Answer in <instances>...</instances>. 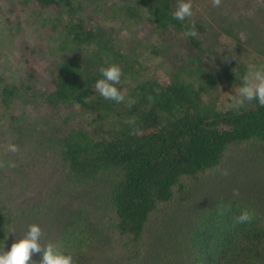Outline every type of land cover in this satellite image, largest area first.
<instances>
[{"label": "trees", "instance_id": "trees-1", "mask_svg": "<svg viewBox=\"0 0 264 264\" xmlns=\"http://www.w3.org/2000/svg\"><path fill=\"white\" fill-rule=\"evenodd\" d=\"M13 1L0 16L7 52L32 23L27 37L46 42H13L19 54L11 53L10 60L24 71L0 70V104L10 109L22 99L45 112H8L29 137L19 146L21 159L0 154L16 165L0 168V250H10L30 222L41 226L42 244L53 243L79 264H153L144 262L149 258L155 264H264V177L238 175L227 184L221 174L230 175L240 162L236 149L244 146L264 166V107L256 101L234 107L248 66L264 65V4L239 17V10H249L248 0H222L218 8L209 0L202 14L179 21L173 18L178 0ZM15 7L23 17L10 16ZM191 21L196 38L184 35ZM220 34L242 39L251 55L219 52ZM159 48L172 61L165 75L152 61ZM110 64L122 69L117 87L126 95L123 103L95 89L99 68ZM128 100L135 103L129 107ZM218 182L222 189L213 194L209 190ZM202 184H209L207 201L180 227L182 212H172L198 199L192 195ZM91 190L94 205L86 201L68 210L67 202ZM40 192L42 202L32 204ZM220 204L230 211L218 215ZM94 208L101 210L98 223L91 219ZM244 209L254 214L252 222L234 223ZM55 211L61 213L56 221L49 215Z\"/></svg>", "mask_w": 264, "mask_h": 264}, {"label": "rangeland", "instance_id": "rangeland-1", "mask_svg": "<svg viewBox=\"0 0 264 264\" xmlns=\"http://www.w3.org/2000/svg\"><path fill=\"white\" fill-rule=\"evenodd\" d=\"M10 0H0V16H3L4 14V11L6 10V8L9 7V2ZM16 1V0H14ZM13 1V2H14ZM110 1H116V0H110ZM192 2V5H193V12L195 13H198V14H202V4L205 2V3H209V0H204V1H193L191 0ZM248 2L251 4L248 8L249 10H246V9H242L239 10L237 13V15L240 17L242 15H245L246 13H252L253 10H255V7L258 5V4H264V0H248ZM24 11L19 9V8H16L15 7V10L14 11H10V16L12 18H16V17H23L24 15ZM236 15V14H235ZM235 15H233L232 17H234ZM34 23L30 24V26H27L28 30L27 31H22L20 32L19 34H16L15 37H14V41L13 42H16L20 39H23L24 37L28 38L31 42L35 41V40H38L36 43V45H41L42 43H45L46 39L45 37L43 38H39V37H33V38H30V37H27L28 35V32L29 33H33V27H35V25L33 26ZM216 24H213L212 28H216ZM217 29V28H216ZM219 29V28H218ZM9 30V28H8ZM3 34V33H2ZM3 36V35H2ZM39 38V39H38ZM25 39V38H24ZM152 42H154L156 40V37L155 36H152L151 38ZM217 42H216V45H219V48H218V51L219 52H223L224 50H230L235 56L237 57H243L245 55H249L248 52H245L244 51V48H245V44L243 42V40L241 39V41H237V40H234L232 39L231 37L229 36H226L225 34H220V36L217 38ZM5 38L2 37L1 38V42H0V47L1 48H4L5 47ZM10 44L9 46V52L12 53V55H17L18 56V47L15 45V43ZM218 43V44H217ZM31 43H29L30 45ZM160 50H158L159 52L157 54L154 55V60L153 61V64H158L159 65V73H161V75H165L168 73L169 71V68L172 64V61H171V57L170 56H164L165 54V50L162 49V48H159ZM4 56H0V62L4 60V63H3V67L0 68L3 69L5 71L6 74L12 72V70L16 69V70H19L20 72H23L24 70L22 69L21 65L18 63V60H13L11 58V53H8L7 50L4 48ZM177 50H181L182 51V48H178ZM158 55V56H157ZM247 56V57H248ZM6 57V58H5ZM37 88V86L35 87ZM25 112V114L27 116H33V117H37V115H40L42 116V113L45 112V108L44 106H40L38 104H36L35 102H25L24 100L22 99H17L15 104H13L11 106V108H6L4 107L2 104H0V118L1 117H5L7 116V119L5 120H1L0 121H3L2 123H0V154L2 152H4L5 154V157L7 156V158H17L18 159H21L22 158V155L23 153L21 152V149L17 152V153H8L6 152V146L9 142L11 143H15L18 147L20 145H23V143L25 142H28L26 139L29 137V136H26V134L21 130L20 131V128H24L25 126L24 125H13V122L14 120H9L8 116L9 114H14V115H17L21 112ZM9 112V114H8ZM61 112H66L64 109H61ZM85 120H86V117L84 116L83 117ZM2 127V128H1ZM53 127H56V124H53ZM48 129H51L53 130L51 127H47ZM5 129V131H4ZM2 130V131H1ZM26 144V143H25ZM27 145V144H26ZM31 146H27V148L24 146V150L26 152H31L32 150H30L33 146V144H30ZM23 149V148H22ZM247 151V146H244V147H240L238 149H236V152H237V156L234 160L236 161H240L239 163L237 162V166H233V168L229 171L230 172V175L228 176L227 175V179L225 180L227 182V184H233V180H236V178H238V175H245L248 177V179L250 180H260L264 177V166H261L262 165V162H263V159L261 158L260 160L258 159H254L252 158L251 156H248V154H245V152ZM244 153V157L242 159L239 158V156ZM264 157V156H263ZM257 166V167H256ZM241 167V168H240ZM240 169V170H239ZM223 178H226L223 177ZM224 180V179H223ZM221 182H218V184L214 185L213 188H211V191L213 194H219L220 191H218V189H222L221 188V184H219ZM204 187H202V190L198 189L196 193H194L192 195V197H196L198 199L196 200H192L191 202H188V203H185V204H182L181 206H179L177 208V210H174V212H172V214L176 213V212H182L180 213V215L178 216L179 220L176 221L177 224L180 225L181 227V223H185L188 222L190 219H188V217H190L191 214H195L199 209V207H201L202 205L205 204V202L207 201L205 198H203V196H205L209 188V184H202ZM258 186V184H257ZM104 186L103 185H99L98 186V191H101V193H103L102 191H104ZM92 190H95V188H93ZM91 190V191H92ZM80 193H82L81 191H78ZM210 192V193H211ZM93 191L88 194H85V196H83V198H81L79 201L76 200V196H74L73 198L74 201H71V203L67 202V206H68V210L69 211H73L74 209H80L81 207H83L82 205L87 201L90 202V204L94 205V201H92V197H94V194H92ZM44 195V192H40L37 197L38 199L36 198V196H34L33 198H31V202L32 204L35 203V205H40V203L42 202L41 199ZM208 195V194H206ZM212 197L214 198V195H212ZM92 201V202H91ZM74 205V208L73 210L71 209V207ZM96 210L95 213H93L92 211H90V215H91V219L94 220L96 223H98L100 220V215L101 214V210H98L96 208H94ZM190 209H193V212L190 211ZM197 210V211H196ZM196 211V212H195ZM56 213H51L49 212V215H51L52 217L51 218H54V220L56 221V219H59V214L61 215V213H59V211H55ZM171 214V215H172ZM41 217V216H40ZM51 220V219H50ZM52 221V220H51ZM25 222V221H24ZM54 222V221H52ZM29 225L30 224H33V223H30V222H27ZM56 224H53L55 225V227L58 225V222H54ZM54 227V226H53ZM179 227V228H180ZM14 228V227H13ZM184 230V229H183ZM26 233V232H25ZM16 233H14L15 235ZM21 237V236H20ZM175 250V249H174ZM146 256H150V253L149 254H146ZM144 262L145 263H153L155 264L154 260L151 258H149L148 260L145 261L144 259Z\"/></svg>", "mask_w": 264, "mask_h": 264}, {"label": "clouds", "instance_id": "clouds-1", "mask_svg": "<svg viewBox=\"0 0 264 264\" xmlns=\"http://www.w3.org/2000/svg\"><path fill=\"white\" fill-rule=\"evenodd\" d=\"M213 7H220L222 0H211ZM194 15L193 5L191 0H178L173 18L179 21L190 19ZM184 35L187 37L196 38L198 31L195 27V21H191V26L186 29ZM226 58L225 60H227ZM99 73L102 78L98 79L95 83L96 91L106 100L114 101L116 103L125 102L126 95L117 85L121 82L122 69L119 65L110 64L107 67H100ZM152 101V97H148ZM253 101L258 102L261 107H264V65L257 66L250 64L247 71L242 77V85L238 90V95L234 100V107L240 109L246 103ZM128 106L131 107L135 103L134 100L127 101ZM129 125H135L134 119L125 121ZM132 134H138L134 128ZM19 147L15 143L9 142L6 146V152L17 153ZM14 161L5 162L0 159V168L8 167L14 168ZM227 176L228 172L225 170L221 173ZM237 193V190H234ZM238 194V193H237ZM230 211V206L220 204L217 207L218 215H225ZM254 219V214L244 209L241 213L234 218V223L245 224L251 223ZM15 229H10L8 232H15ZM7 232V233H8ZM6 233V239H7ZM44 233L39 224L33 223L28 226L26 233L22 238L15 240L11 244L8 251L0 250V264H79L78 260L74 258L71 253H64L57 249V247L49 242L47 244L41 243V238ZM34 253H42L43 258L40 261H35L31 257Z\"/></svg>", "mask_w": 264, "mask_h": 264}]
</instances>
